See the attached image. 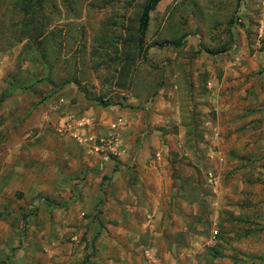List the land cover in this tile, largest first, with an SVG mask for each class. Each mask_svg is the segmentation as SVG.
I'll return each mask as SVG.
<instances>
[{"label":"rangeland","instance_id":"obj_1","mask_svg":"<svg viewBox=\"0 0 264 264\" xmlns=\"http://www.w3.org/2000/svg\"><path fill=\"white\" fill-rule=\"evenodd\" d=\"M242 1L159 0L122 87L145 0H0V264L264 258V127L231 125L264 99Z\"/></svg>","mask_w":264,"mask_h":264},{"label":"crops","instance_id":"obj_2","mask_svg":"<svg viewBox=\"0 0 264 264\" xmlns=\"http://www.w3.org/2000/svg\"><path fill=\"white\" fill-rule=\"evenodd\" d=\"M241 6H242V13L244 14H247V17L248 19L250 18V16H254L256 18V22H258L257 24V27H256V30L258 32V37H257V40H256V45H258V47L261 49V50H257V54H259V58L257 56V61H258V65L256 67V70H260V67L261 68H264V0H243L242 3H241ZM249 62L250 63H253V60H251V58H249ZM254 66V65H253ZM253 70H255V67H253ZM246 74V73H245ZM246 88H249L248 85L246 86ZM246 88L242 89L244 92L247 91ZM261 94H264V92H261ZM253 104V105H252ZM252 105V106H251ZM217 106H214V110H217ZM220 108V107H219ZM228 108V107H227ZM230 108V107H229ZM253 110L252 112H250V114L247 113L246 116H244V118H242L241 120H236V121H232L231 119V125H239L240 127L242 128H245L246 126L247 127H251V126H256V127H260V125L262 127H264V99H258L257 101H252V103H250L249 105V108L248 110ZM229 110V109H228ZM253 113H257V114H261L260 116L258 117H255L253 116L254 114ZM252 115V116H251ZM217 116H215V119H211V123L215 126H218L219 125V122L220 121H217L216 120ZM235 120V119H234ZM113 122H116V120H113L112 122H109L108 124H112ZM211 124V125H212ZM245 126V127H243ZM248 131V130H247ZM246 132V131H245ZM246 136H243L241 137V139H239L238 137H240V134L239 136H235L233 137L232 135V139L233 141H236V144L235 146H233L232 148V151L234 152L235 151V154L242 160L244 157H241V153L242 154H245V156L247 157L249 152H250V149L248 148V145L247 143L250 142L252 139H254L253 137L251 138H248L249 134H245ZM253 136V135H252ZM255 136H259L258 134H255ZM241 141V142H240ZM262 142L264 143V136H261L258 138L257 140V144L259 142ZM234 143V142H233ZM257 144H255V149H253L254 153L256 154L257 158H262V150H259V147L257 146ZM234 145V144H233ZM249 145H252V144H249ZM257 146V147H256ZM237 151V152H236ZM239 151V152H238ZM240 153V154H239ZM250 157V155L248 156ZM257 170H260L259 167L256 168ZM260 206V205H259ZM260 210V208H259ZM259 216H262L259 217ZM218 218V217H216ZM259 222H261L263 224V227H264V210L262 212H259L258 213V219ZM226 221L223 222V226L226 227L227 225ZM264 229V228H263ZM214 232H216V234H218V232L215 230ZM220 232V231H219ZM262 234L264 235V230L262 232ZM218 237L216 236H211V239H213L214 241H216ZM213 241L210 240L209 241V244H211ZM218 242V241H217ZM207 244V243H206ZM215 244V243H214ZM218 246V245H217ZM243 248V247H241ZM203 251L202 249H199L198 251H196L194 254H198V255H203ZM192 252V251H191ZM231 253H234L236 255L239 256L238 252H237V249H235V252L232 250L230 251ZM225 254H227L225 252ZM263 254H264V250H263ZM245 255V256H243ZM260 255V258L256 261V264H264V258ZM219 257H217L215 260L217 259H220L219 261H215L213 264H235L234 263V259H230L229 257H226V258H222V254H218ZM240 257V256H239ZM193 258H195L193 256ZM241 258L243 259V261L240 263V264H252L250 263V255L249 253L245 252V253H241ZM191 258L189 257V260ZM234 260V261H233ZM250 260V261H249ZM224 262V263H223ZM194 263V262H193Z\"/></svg>","mask_w":264,"mask_h":264},{"label":"trees","instance_id":"obj_3","mask_svg":"<svg viewBox=\"0 0 264 264\" xmlns=\"http://www.w3.org/2000/svg\"><path fill=\"white\" fill-rule=\"evenodd\" d=\"M145 1L146 2L142 6L141 15L139 17L138 27L136 29H134V27H132L133 30L127 29V31H128L127 36H125L123 39L120 38V40H119L120 47L123 46V47H126L128 49L127 53L124 52V55H125L124 58L122 60L120 59L121 64L125 65V69L121 70V72L119 71L124 78V82L121 84L122 87H124L126 84V81H127L129 74H130L131 67L134 64V60H135V58H134L135 53L131 52V51L129 52V49H131V47L133 48V47H137V46H139V48H140L141 32H143L148 25L150 10L155 6V4L159 0H145ZM24 10H25V13H27L29 15H32V13H34V11L32 12L33 6H31V4H29V3L25 5ZM72 82L75 83L74 80ZM86 98H87V95H86ZM89 100H91V99H89ZM93 100L96 101L97 104L105 106V104L103 102L99 101L98 98H94Z\"/></svg>","mask_w":264,"mask_h":264},{"label":"built area","instance_id":"obj_4","mask_svg":"<svg viewBox=\"0 0 264 264\" xmlns=\"http://www.w3.org/2000/svg\"><path fill=\"white\" fill-rule=\"evenodd\" d=\"M122 124H123V122L121 119H116V122L109 124V127H110V129H116L117 127L121 126ZM61 130H66V129H64V128L59 129V131H61ZM105 146H106V142L104 139H100L99 145L93 146V150L95 151V153L97 155H100L102 157V159H106L109 155L108 151H106L107 149L105 148ZM214 234L216 235V232H214Z\"/></svg>","mask_w":264,"mask_h":264}]
</instances>
